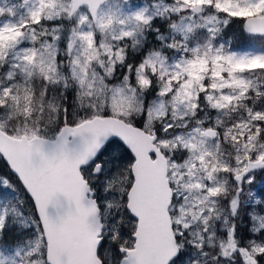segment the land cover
I'll return each mask as SVG.
<instances>
[{
  "label": "snow or ice",
  "instance_id": "1",
  "mask_svg": "<svg viewBox=\"0 0 264 264\" xmlns=\"http://www.w3.org/2000/svg\"><path fill=\"white\" fill-rule=\"evenodd\" d=\"M0 264H264V0H0Z\"/></svg>",
  "mask_w": 264,
  "mask_h": 264
}]
</instances>
